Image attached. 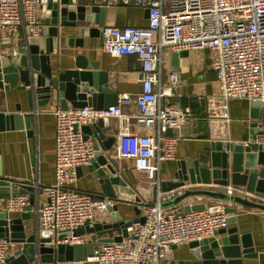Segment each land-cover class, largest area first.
Masks as SVG:
<instances>
[{
    "label": "built area",
    "instance_id": "1",
    "mask_svg": "<svg viewBox=\"0 0 264 264\" xmlns=\"http://www.w3.org/2000/svg\"><path fill=\"white\" fill-rule=\"evenodd\" d=\"M102 7L137 5L148 11L146 26H112L101 28V49L113 56L134 55L140 62L141 89L136 97L137 111L126 113L121 104L98 108L92 104L81 107L60 105L50 111L55 116V181L40 187L45 200L38 207V225L56 232H69L55 242L84 243L74 231L86 224L109 220L118 199L93 196L70 186L76 180L78 167L89 166L96 158L95 140L86 138L82 126L99 119L116 117L135 121L136 129L124 126L118 133V144L112 152L117 161H132L137 172L157 185L156 199L140 201L138 207L145 220H132L127 236L121 241L99 242L87 258L98 264H161L173 245L202 241L230 224L233 213L218 201L201 210L185 211L205 203V195L195 194L176 204L166 205L178 196L198 189L200 184L186 181L174 189L163 191L159 171L161 164L175 158L178 138L162 130L172 127L176 118L164 107L161 99L175 94L176 71L166 67V51H208L209 67L216 73L219 98L260 101L264 106V0H93ZM41 0H0V32L3 43L11 42L24 27L26 35H39ZM202 98L201 94L197 95ZM182 118V116H181ZM261 123V122H260ZM258 122L257 128L260 127ZM264 144V135L234 141L248 145ZM123 167L122 170L129 168ZM119 170V168H118ZM118 173V172H117ZM119 174V173H118ZM237 190L227 186L225 193ZM242 192V191H240ZM237 194V193H236ZM249 200L264 204V195L243 192ZM29 204L27 194L11 195L9 212H21ZM17 251L16 243L0 237V264Z\"/></svg>",
    "mask_w": 264,
    "mask_h": 264
},
{
    "label": "crops",
    "instance_id": "2",
    "mask_svg": "<svg viewBox=\"0 0 264 264\" xmlns=\"http://www.w3.org/2000/svg\"><path fill=\"white\" fill-rule=\"evenodd\" d=\"M75 4H84L88 7L86 17L90 21L78 22L76 26H58L57 52H51V64L54 74L75 69L76 62L84 64L85 68L92 71L104 73L106 77L105 86L112 93H116L118 98L115 104H121L126 113L137 111L136 97L141 89L139 81L140 62L134 55L113 56L101 49V28L105 25L112 26H146L148 23V11L137 5H109L102 6L96 11L93 0H74ZM44 7L38 6V13L42 17ZM50 14V11L46 12ZM57 29L55 25H44L42 28ZM100 29L96 34H91L90 29ZM6 33L0 32V52L13 55L17 47L23 46L28 37L24 27L19 29L18 36L11 42L3 43ZM170 50L166 51V67L168 71H176V79L173 83L175 94L171 97H164L161 103L168 108L176 118V123L172 127L162 130V133L178 138L175 146V158L166 160L161 164L159 178L163 182L177 181L176 173L182 161L192 162L199 160L201 163L209 160L211 143L217 141H238L249 140L253 128L251 126L252 105L246 99H231L225 101L219 98V90L216 81V73L209 67L210 56L208 51H189L186 55L173 58ZM98 80V81H99ZM19 86L22 85L20 81ZM0 89V112L8 113H30L31 128L25 126H12L8 118H0V214L9 213L11 217L22 216L21 212H9L7 210L8 199L11 195L20 194L25 191L29 196L33 194L31 211L36 217L24 220L30 230L33 224L38 223V207L45 200L40 191V187L50 185L55 181V116L50 111L53 107L60 105L54 98L47 104L36 107L31 105L26 89L18 86L14 88ZM201 94L202 98L197 95ZM40 100L37 95L35 102ZM33 102V103H35ZM112 105V104H111ZM18 108L20 110L18 111ZM260 127L256 129L259 134L264 135V106H260ZM182 116V118H181ZM24 118L21 120L23 124ZM105 133L111 137L112 150L118 144V133L124 126L135 130L136 125L133 119L122 121L116 117L106 119ZM257 130L254 129V132ZM31 131L30 133H28ZM93 139V135H90ZM129 168L122 170L123 167ZM118 173L140 196V201L152 202L156 199L158 187L150 185L147 178L142 177L132 164V161L119 159ZM23 185H28L24 188ZM29 186L33 189H29ZM82 192L93 196H104L100 177L90 171L88 166H82L80 171L76 170V180L70 184ZM168 186V184H167ZM209 186L200 184L198 189H206ZM162 188V187H161ZM171 188V187H169ZM227 187L213 186L211 189L226 191ZM171 190V189H170ZM164 191V190H163ZM168 191V190H166ZM243 195V192L236 191L235 194ZM116 198L118 213L123 220H134L141 216L137 214L136 203L122 198ZM206 206H213L218 200L205 195ZM140 203V202H139ZM227 204V201L224 202ZM236 208L227 228H238L240 235H246L250 241L252 256L241 255L240 264H264V209L257 207H246L239 204H232ZM111 214V213H110ZM110 219V215H109ZM117 235L100 232L85 233L83 245L92 244L93 250L99 244V239ZM243 235V236H244ZM220 237V236H219ZM58 238L52 237V241ZM98 239V240H97ZM243 241L240 242L241 251ZM16 243V249L22 247L21 243ZM85 254L81 258L65 259L60 261L40 262V264H98ZM224 258V256H222ZM194 258L191 253L189 243L171 247L162 260L161 264H182V261ZM226 261L238 258H224Z\"/></svg>",
    "mask_w": 264,
    "mask_h": 264
},
{
    "label": "water",
    "instance_id": "3",
    "mask_svg": "<svg viewBox=\"0 0 264 264\" xmlns=\"http://www.w3.org/2000/svg\"><path fill=\"white\" fill-rule=\"evenodd\" d=\"M41 6L44 7L43 15L40 20L44 25H55L57 29L42 28L39 35H29L23 46L17 47L13 53L3 54L0 52V89L19 87L26 89L28 98L33 107L37 104L42 106L53 100L59 102L63 108L73 105L81 107L86 104H92L98 108H106L113 102H117V94L112 93L106 84L104 73L92 71L85 68L81 62H76L75 69H66L63 72L54 74L51 64V52H57V34L58 26H76L78 22L90 21L86 17L88 7L84 4H75L74 0H41ZM100 6H95L97 10ZM50 11V14L46 12ZM100 29H90L91 34H96ZM188 51H180L173 54V58L186 55ZM99 80V81H98ZM22 82L19 86L18 83ZM40 96L35 102L36 96ZM35 102V103H33ZM253 128L251 139L256 138V129L260 119V101H251ZM20 108H18V111ZM11 120L12 126H25L31 128L30 113H8L0 112V118ZM24 118L23 124L21 120ZM107 118L99 119L97 122L82 126L85 137L93 135L95 140L96 158L88 168L100 177V182L104 196L122 198L133 203L140 202L141 198L135 193L128 182L122 178L118 172L117 161L112 156V141L107 137L105 121ZM29 131L28 133H30ZM258 133V130H257ZM82 167H78L80 171ZM177 181L163 182L161 189L166 191L183 185L186 181L196 182L209 186L206 189H196L183 193L174 201L166 205L182 202L190 195L202 194L216 198L218 201L231 200L234 204L246 207H257L264 209V204L256 203L247 197L239 194L228 195L224 191L213 190V186L227 187L231 185L237 191L258 193L264 195V144L251 141L248 145L234 144L230 141H217L211 143V152L209 160L204 163L199 160L192 162L182 161L176 173ZM168 184V186H167ZM27 188L28 185H23ZM171 187V188H169ZM29 189L33 187L29 186ZM22 191L21 194H25ZM31 201L24 207L22 216L11 217L9 213L0 214V237H8L13 242L21 243V249L11 255L3 264H40V262L53 261L55 252L57 259L81 258L85 254H92V244L83 245L66 244L63 242H53L52 237L59 239L65 238L69 232H56L53 229H45L33 224L30 230H27L24 220L36 217L31 211L33 194H30ZM42 206V203L41 205ZM206 207L205 203L194 205L190 208L185 205V211L201 210ZM212 211H219L218 205H213ZM235 207L226 205L225 211L234 213ZM137 214L141 213L137 206ZM134 220H145L144 216H139ZM234 218L230 217V222ZM132 220H123L118 213V206L115 205L111 211L110 219L107 221H98L93 224H86L74 231V235H83L85 233H112L117 235L99 239V242L121 241L127 236V226ZM244 235V234H243ZM240 235L238 228H221L214 235L203 239L202 241H192L189 243L191 253L194 258L182 261V264H240L241 255L244 257L252 256L253 249L250 248V241L246 235ZM220 236V237H219ZM98 240V239H97ZM243 241V250L241 251L240 242ZM173 245L172 247H175ZM224 258H238L226 261Z\"/></svg>",
    "mask_w": 264,
    "mask_h": 264
}]
</instances>
